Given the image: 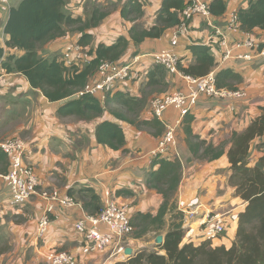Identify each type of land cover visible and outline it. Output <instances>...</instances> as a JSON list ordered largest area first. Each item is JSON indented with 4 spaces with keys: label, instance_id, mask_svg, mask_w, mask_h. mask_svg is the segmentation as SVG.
Instances as JSON below:
<instances>
[{
    "label": "crops",
    "instance_id": "crops-1",
    "mask_svg": "<svg viewBox=\"0 0 264 264\" xmlns=\"http://www.w3.org/2000/svg\"><path fill=\"white\" fill-rule=\"evenodd\" d=\"M21 0H11L10 5L0 4V40L5 42L8 35L4 28L10 9ZM120 0H67L66 11L84 19L94 7L108 12L100 25L87 29L91 34L92 45L100 42L111 43L119 35L128 36L132 22L121 16L124 2ZM210 2L211 0H204ZM162 0H146L143 20L151 25L155 21V11ZM248 0H228V9L219 17H212L218 27H223L230 15L240 7H246ZM175 28V27H174ZM171 28L159 39H147L142 44H131L122 61H133L138 58L136 68L143 70V77L133 79L121 86L119 91L131 96L143 95L147 82V73L155 62L153 55L164 48H172L189 63L192 53L189 46L194 42H209L217 57V70L230 67L239 72L244 81L240 88L245 90L243 97H212L201 95L197 104L189 112L193 116L191 127L194 134L206 140V145L224 147L219 158L202 156L190 149L185 129L190 126L183 118L177 130V152L183 164V177L177 192L178 209L184 213V240L199 244L205 238L202 222L209 214L217 215L226 224V233L212 241L214 246H231L236 238L239 214L245 209L246 202L236 195V188L229 183L231 163L228 151L232 146L234 130L244 131L260 114L259 106L264 105V58L253 60H223L218 51L214 29L209 27L201 16H196L191 24L190 32L182 36L179 43L172 46ZM249 36L264 43V29H255ZM81 33L76 34V39ZM244 33H232V38L242 39ZM66 44V37L60 38L46 47L45 56L52 57ZM138 50V54L133 52ZM244 49H234L235 53ZM21 53V52H20ZM0 142L7 138H21L26 142V160L33 163L40 177L38 194L26 204L15 206L9 203L10 192L2 175L9 171V159L0 149V245L7 251L0 256V263L15 264L19 252L26 257L20 264L48 263L45 253L51 249L66 250L78 255V264H113L128 258L124 251H118V242L103 251L90 255L80 252L81 235L74 229V224L89 215L82 205L78 190L93 188L99 196L110 190L118 202L127 206L130 216L138 211L156 214L163 197L155 189L146 184V178L152 167L150 151L154 149L165 132L164 123L179 117L178 111L170 107L162 118L153 115L151 109L152 96L147 97L146 105L136 114V122L131 124L118 117L123 110L116 102L110 101L104 114L90 120L77 116H60L58 108L65 100L51 101L41 90L32 87L28 78L18 72L5 73L0 64ZM93 76L89 83L95 82ZM166 81L170 90L185 87L179 75L168 72ZM173 83V85H172ZM173 91H169L173 92ZM115 93V92H114ZM111 96H113V94ZM161 94H165L161 93ZM104 120L119 124L124 132L126 144L124 148L113 149L100 143L96 136V127ZM147 122V123H142ZM156 123V124H155ZM255 140L250 150L249 165H255L262 151ZM58 190L63 195L73 191L74 205H56L51 214L49 232L45 238L37 237L38 219L42 215L45 201L44 191ZM171 214L167 215V227L172 222ZM151 233V232H150ZM150 233L146 236H150ZM12 234V236H11ZM145 236V237H146ZM156 233L154 239L156 238ZM121 245L132 247L134 253L140 249H156L155 243L125 237ZM49 264V263H48Z\"/></svg>",
    "mask_w": 264,
    "mask_h": 264
},
{
    "label": "trees",
    "instance_id": "trees-1",
    "mask_svg": "<svg viewBox=\"0 0 264 264\" xmlns=\"http://www.w3.org/2000/svg\"><path fill=\"white\" fill-rule=\"evenodd\" d=\"M189 3L190 0H162L161 6L155 11L154 23L148 25L143 20L145 2L126 0L121 16L132 22L128 36L119 35L111 43L100 42L93 46V37L86 30L100 25L108 12L94 7L84 19L66 11L67 0H21L10 9L4 28L9 37L5 42L0 40V64L5 73L24 74L32 87L41 90L49 100H65L57 110L60 116H77L85 120L100 117L112 100L123 110L122 115L118 114L120 119L139 125L135 121L136 114L146 105V90L166 81L168 71L164 66L154 64L148 71L142 97L118 90L113 96L109 93L102 100L89 94L78 95V92L93 76H97L102 60L122 61L131 44L138 46L147 39H159L166 31L178 26L182 21L183 10ZM209 9L212 17L222 16L227 12L228 0H211ZM236 14L245 32L264 29V0H248V5L240 7ZM71 30L81 33L76 41L85 48L91 47L88 50L93 58L84 64L74 62L68 65L59 55L46 57L48 44L67 37ZM212 48L209 42H194L189 46L192 53L189 63L185 64L179 56V70L192 76H203L215 71L218 88L239 89L244 81L243 76L230 67L217 70L218 61ZM138 52L135 50L133 54L137 55ZM259 108L260 114L244 131H233L232 146L228 151L231 163L229 183L236 188V195L246 202L245 209L239 214L236 238L232 245L214 246L207 239L199 244L183 242L184 213L178 209L176 197L183 177L182 160L159 156L152 159L146 184L160 193L163 201L156 214L138 211L130 218L134 238H144L150 232H155L156 235H164V242L155 245L158 249L143 248L126 260L113 264H264V105ZM192 120L193 116L188 113L185 122L190 126L185 131L190 149L195 154L201 151L202 156H222L224 147L206 145L205 139L194 134ZM96 136L100 143L115 150L124 148L126 144L122 127L109 120L97 125ZM258 139L261 141L256 147L262 151V155L255 165L250 166V150ZM69 194L73 197L74 193L70 190ZM78 194L89 215L102 210L103 196L100 197L93 188H81ZM168 214L172 215V222L166 230ZM6 248L0 245V256L7 251Z\"/></svg>",
    "mask_w": 264,
    "mask_h": 264
},
{
    "label": "built area",
    "instance_id": "built-area-1",
    "mask_svg": "<svg viewBox=\"0 0 264 264\" xmlns=\"http://www.w3.org/2000/svg\"><path fill=\"white\" fill-rule=\"evenodd\" d=\"M10 2L11 0H0V4L3 5H10ZM195 16H201L206 24L215 30L213 34L217 39L218 51L223 60L264 58V44L262 45V42L249 36V32L242 30L236 12L230 15L223 27H218L212 20L209 3L204 0H190L183 10L182 21L172 32L173 47L179 43L182 36L189 34L191 27L189 22ZM237 32L244 33L245 37L242 39L232 38V33ZM240 48H243L244 51L234 52V49ZM61 57L66 64L72 65L74 62L81 64L89 62L93 55L77 41H69L63 46ZM153 57L155 62L164 66L169 73L179 75L183 79L185 87L170 93L155 95L152 98L151 109L154 116L162 118L164 112L173 107L178 111L179 117L174 121L164 123L165 132L157 146L150 151V155L152 159L159 156L179 158L177 130L182 124L183 118L197 104L200 96L239 98L245 95V90L242 88L237 90L218 88L215 71L203 76L183 74L178 68L179 55L172 48H164L155 53ZM137 61L138 58H134L133 61L118 62L102 60L96 81L86 84L78 92V95L89 94L104 100L109 93L118 91L126 82L139 76L135 72L139 71L136 68ZM0 149L9 159V171L2 175L11 191L9 203L15 206L24 205L33 195L38 194L40 184L36 167L26 160V142L17 137L7 138L0 142ZM42 196L45 206L37 224L39 239L45 238L48 234L51 214L56 205L67 207L75 203L72 196L63 195L58 190L44 191ZM102 202L103 208L98 214L87 215L74 224V229L82 237L80 252L83 255L103 251L117 242L119 244L118 251H124V246L120 242L134 232L127 206L118 202L110 190H105ZM225 231L226 224L217 215L209 214L202 222L203 237L207 240L219 238ZM45 259L49 264H78L79 262L78 255L59 249L47 251Z\"/></svg>",
    "mask_w": 264,
    "mask_h": 264
},
{
    "label": "rangeland",
    "instance_id": "rangeland-1",
    "mask_svg": "<svg viewBox=\"0 0 264 264\" xmlns=\"http://www.w3.org/2000/svg\"><path fill=\"white\" fill-rule=\"evenodd\" d=\"M123 2V0H120L119 2ZM144 2L146 1V0H143ZM76 32L75 31H72L71 30V33L66 37V42H69V41H76ZM87 49H89V48H91V47H86ZM62 50H63V48H60V49H58L56 52H55V54L56 55H59V56H62ZM52 56H53V54H52ZM51 57V56H50ZM136 72V74L137 75H139L138 77H137V79H140L141 77H143V70L142 71H135ZM172 85H173V83H172ZM169 91H173V90H170L169 89V84L167 83V81H165V82H163V83H161V84H159V85H157V86H154V87H149L147 90H146V93H147V95H148V97L149 96H152V98L155 96V95H159V94H161V93H164L165 92V94L166 93H169ZM7 185V184H6ZM7 187H8V190H9V192H11L10 191V188H9V186L7 185ZM34 196V195H33ZM32 196V197H33ZM32 199V198H31ZM225 233H226V231H225ZM225 233L223 234V235H225ZM222 235V236H223ZM11 236H12V234H11ZM131 236V235H130ZM154 236H155V232H151L150 233V236H146V237H144V238H142V240H147V241H151V242H153L154 243ZM222 236H220V237H222ZM156 245V244H155ZM111 247V246H110ZM156 249H158V248H156ZM15 254H16V262L17 263H15V264H20V263H22V260H23V262H26V257H24V255H22V254H20L19 252H15V251H13ZM21 258V262L20 263H18L19 262V259ZM8 259V258H7ZM7 259L5 260V261H3L2 263H0V264H6L7 263ZM41 264H46V262L45 263H41ZM48 264V263H47Z\"/></svg>",
    "mask_w": 264,
    "mask_h": 264
},
{
    "label": "water",
    "instance_id": "water-1",
    "mask_svg": "<svg viewBox=\"0 0 264 264\" xmlns=\"http://www.w3.org/2000/svg\"><path fill=\"white\" fill-rule=\"evenodd\" d=\"M164 242V235L163 234H159L156 236L154 243L156 245H160ZM124 254L127 256H131L134 254V249L132 247H126L124 248Z\"/></svg>",
    "mask_w": 264,
    "mask_h": 264
}]
</instances>
